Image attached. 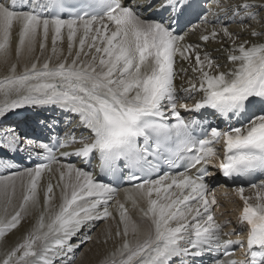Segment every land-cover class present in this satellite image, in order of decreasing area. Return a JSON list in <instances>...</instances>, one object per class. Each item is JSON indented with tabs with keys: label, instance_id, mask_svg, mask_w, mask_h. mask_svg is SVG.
I'll return each instance as SVG.
<instances>
[{
	"label": "snow or ice",
	"instance_id": "6c2138e0",
	"mask_svg": "<svg viewBox=\"0 0 264 264\" xmlns=\"http://www.w3.org/2000/svg\"><path fill=\"white\" fill-rule=\"evenodd\" d=\"M50 34L53 56L41 64L35 46L43 51ZM65 37L67 51L57 54ZM201 42L218 44L219 55ZM22 57L30 64L18 71ZM177 57L188 67L178 70ZM0 65L7 67L0 118L29 107L66 121L62 133L56 116L40 120L43 136L0 130V153L10 154L0 155V169L14 168L18 153L43 158L0 175L6 215L17 182L22 193L10 218H0V237L32 218L0 264H73L91 236L72 238L109 219L115 231L109 224L102 242L115 246L101 264H204L205 256L210 264H264V0H0ZM178 76L187 83L180 94ZM60 149H71L59 153L67 162ZM93 161L99 174L88 170ZM213 161L243 202L237 220L246 247L222 240L240 233L215 222L206 179L215 175L207 167ZM54 165L58 178L41 201L43 176ZM125 181L139 220L119 200L116 214L109 210ZM244 181L254 196H245ZM236 246L245 248L239 260Z\"/></svg>",
	"mask_w": 264,
	"mask_h": 264
},
{
	"label": "bare ground",
	"instance_id": "6f19581e",
	"mask_svg": "<svg viewBox=\"0 0 264 264\" xmlns=\"http://www.w3.org/2000/svg\"><path fill=\"white\" fill-rule=\"evenodd\" d=\"M209 8L215 9L212 4L209 5ZM196 24L197 23H195L193 25V28H195ZM210 29L211 28L209 27V31H211ZM200 31H201V29L196 30V32H195L196 37H197V35H199ZM13 36H14L13 45H15V42H16L15 41V30L13 32ZM188 37H187L188 41H191L190 38H188ZM65 39H66V37H65ZM65 43H66V40H65ZM51 44H52V40H51V34H50L48 40L46 41L45 49L40 54V56H38L40 48H39V41H37V44L35 46V51L33 53V59L38 57L40 63L42 64L44 62V60L48 58V55H49V46L48 45H51ZM63 44H64V42H57V45H56L57 54H59L61 51L66 53V51H67L66 44L67 43L65 45H63ZM52 56H53V53H52L51 57ZM15 59H16L15 54L13 52L12 61H15ZM53 62L55 63V57H53ZM25 63L30 64V61L26 57H22L19 61L18 71L23 70ZM185 64H187V63L180 61L179 58L177 57V69L178 70L181 66L187 68L188 64H187V66H185ZM5 75H7V67L0 65V81L3 80ZM188 75L191 76L190 70H189ZM175 85H176V88L178 90V94H180L179 90H180L181 86L187 87L186 80L181 79L179 76L175 80ZM187 102H189V101H187ZM178 109H179V105H178ZM30 110H34L35 114L30 115L29 114ZM36 114H38L41 117L38 118V116H35ZM52 116H56L57 118H59L60 122L63 119V117H60L59 112H57V111L53 112L50 109L29 108V107H25L23 109H17V110H14L13 112L7 114V116L5 118H0V130H3L7 127H15L16 130L19 131L22 135L27 134V132H28V133H31L32 136H43V135H46V133H42V132H39L38 134L34 133V131L37 129V127L34 128V127H32V125L35 124L36 122H39L40 120L44 119V117H52ZM20 117H21V119H19ZM60 128H61V132H62L64 130V126L62 124H60ZM34 134H36V135H34ZM36 151H40V150L37 149ZM58 158L61 159V162H67L60 156H58ZM36 162L37 161H35L34 163H36ZM75 163L79 164V162H75ZM57 167H58L57 165H54L53 171L51 173L46 171L44 176H43V179L41 182V188H40L41 201L43 199V191H44L45 185H47V183L49 181H51L53 184L56 183V180H57L58 175H59V173L56 171ZM25 168H26V166L23 169H21L20 171L24 170ZM2 171H4V169H0V175H1ZM7 174H11V173L5 172L3 175H7ZM125 189H128V187H124L116 193L115 199L110 201L109 210L112 211L114 214H116L117 209H116L115 205H116V201L119 200L120 202L125 203V206L129 209L130 215L134 219L139 220L138 210L132 207V204L130 201L125 200V193H124ZM16 191H18V192L17 193L15 192V195H14V198L12 199L11 204L8 205L7 215L3 211L5 201L3 200V198H0V218H10V215L13 214L14 210L16 209V207L21 202L22 193H21V190L19 187V182H17ZM235 194H236V192H235ZM254 195H255V190L245 189V196H254ZM239 204H240L241 210H242L243 202L241 201V203H239ZM117 219H118V217H117ZM31 220H32V218H29L28 222L22 221L21 225L18 226V228L16 230L14 229L15 231L12 230L13 232L11 233L10 240L6 241V245L0 246V258L3 257V255L5 254V252L8 250V248L10 246H14L15 244L21 242L22 237L26 234V231L30 227ZM109 224L113 225V232H114L115 231V222L112 221L111 219H109L107 222H105V221L96 222V227L93 228L91 232H89L87 228L81 229V231L75 237L72 238L71 242L76 243L79 240H81L85 236L86 233H87V235L91 236L90 240H88L86 243L81 245V247L79 249H77L76 258L73 261V264H101V261L103 260V258L115 246V242L113 240H109L107 244L102 242L104 239L102 232L104 229L107 228V226ZM143 226L144 225L142 224L141 227H143ZM239 230H240V228H237L236 231H239ZM223 239H226V238H224L222 235V240ZM97 240H100L101 242L97 243ZM203 262H204V264H210L207 257H205L203 259Z\"/></svg>",
	"mask_w": 264,
	"mask_h": 264
},
{
	"label": "rangeland",
	"instance_id": "374dc122",
	"mask_svg": "<svg viewBox=\"0 0 264 264\" xmlns=\"http://www.w3.org/2000/svg\"><path fill=\"white\" fill-rule=\"evenodd\" d=\"M196 23H198V21H196ZM232 30L233 31H236L235 28H233ZM188 36L187 37L190 38L191 42H195L196 41L195 34L194 35H188ZM65 40L66 39H64V41H63L64 42L63 45H65L67 43V40H66V43H65ZM48 46H49V55H48V58H49L52 55V48H53L52 46L53 45L51 44V45H48ZM66 46H67V44H66ZM201 46L204 47V48H206V50L209 51V52H211L214 56L219 55V53H217V52L214 51L219 46L218 44H216V43L213 42V43H208V44L205 45V44H203V42H201ZM42 52L43 51H41L39 49L38 56H40V54ZM221 62H226V61H223L222 60ZM185 66H187V64H185ZM190 102L192 103L193 101L189 100L188 104H190ZM27 135L32 136V134L31 133H28V132H27ZM17 192L18 191H16V193ZM216 201H217L218 209L216 210L215 207L213 209V215H214L215 222L217 224H224L225 227L223 228V232L224 233H227L229 227H231V225L234 226V222L235 221H238L237 218L239 216L241 207H240L239 203L235 200V198L233 197V195L230 194V190H228V191H226V190L225 191H221V195L218 196V197H216ZM237 228H236V230H237ZM12 232L13 231H11L10 233H7L5 237H0V239H4L6 241L7 240L9 241ZM231 236H228V237H231Z\"/></svg>",
	"mask_w": 264,
	"mask_h": 264
}]
</instances>
